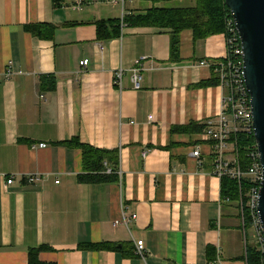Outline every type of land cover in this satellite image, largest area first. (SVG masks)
<instances>
[{
    "label": "crops",
    "instance_id": "0c3cea01",
    "mask_svg": "<svg viewBox=\"0 0 264 264\" xmlns=\"http://www.w3.org/2000/svg\"><path fill=\"white\" fill-rule=\"evenodd\" d=\"M192 3L0 0V264H27L40 245L50 248L39 259L54 264H245L256 240L240 204L221 196L203 128L174 131L216 120L225 87L198 84L218 72L223 33L182 30L176 60L168 29L122 24L119 36L96 38L99 21ZM35 24L53 26L52 38L25 29ZM69 141L116 150L120 180L80 183L82 150ZM122 213L136 217L125 225ZM96 243L114 249L84 247Z\"/></svg>",
    "mask_w": 264,
    "mask_h": 264
},
{
    "label": "trees",
    "instance_id": "16d2710c",
    "mask_svg": "<svg viewBox=\"0 0 264 264\" xmlns=\"http://www.w3.org/2000/svg\"><path fill=\"white\" fill-rule=\"evenodd\" d=\"M229 9L225 6L224 0H193L191 5L186 6H160L150 7L139 14H126L122 19H112L99 21L96 23V38L98 40H108L119 36L121 25L156 27L169 30V53L170 58H178L180 32L189 29L193 32L195 39H203L210 35L223 33L228 36L226 21L229 18ZM27 31L42 38H52L53 26L47 24H35L25 27ZM42 84L46 87L54 86L53 77H42ZM219 84L218 72L214 73L208 81H203L198 86ZM205 125L189 124L174 128V131H199ZM236 142V151L239 167L246 172L252 162L249 157L251 152L255 153L256 144L253 134L248 131H240L232 137ZM82 150L83 163L86 172L78 175L80 183H102L118 181L116 171L118 169V153L116 150L97 149L88 145H82L76 141H69ZM213 166V165H212ZM109 167L110 173L105 169ZM221 196L223 200L231 203L242 201V216L244 230H252L251 211L246 205V195L251 186L249 176L237 179L223 176L220 179ZM90 249H114L113 244L96 243L86 245ZM50 248L47 245H40L28 250L27 264H54L43 262L39 259L40 251ZM245 264H264V253L259 249L258 244L246 243L244 253Z\"/></svg>",
    "mask_w": 264,
    "mask_h": 264
},
{
    "label": "built area",
    "instance_id": "2783aa9c",
    "mask_svg": "<svg viewBox=\"0 0 264 264\" xmlns=\"http://www.w3.org/2000/svg\"><path fill=\"white\" fill-rule=\"evenodd\" d=\"M123 1V0H121ZM228 36L225 34L226 54L219 62L217 70L219 80L222 86L225 87V93L222 97L220 112L217 114L216 120H208L202 131V139L208 142L211 157H212V174L219 179L223 176H228L237 179L240 182L241 177L247 175L251 180V186L246 195V205L251 211L252 230L256 243L261 252L264 253V235L259 225V219L256 212L258 192L262 180V171L258 159L257 150L251 152L249 157L252 159L251 165L246 172H243L238 163L236 142L232 137L240 131H248L252 133V114L249 105V95L244 85L242 71V50L235 29L234 21L229 15L226 21ZM87 60L80 62L81 65H86ZM140 61H136L135 65H139ZM137 67L134 68L131 75V82L134 89L139 87L140 76L136 73ZM9 69H6V74L9 75ZM116 84H120L121 71H117L114 75ZM152 119V116H149ZM44 147L45 144L39 145ZM192 156L199 157L200 151L195 149L192 151ZM106 173H110L111 169L106 167ZM116 174L120 180L121 172L117 169ZM38 177L28 176V181L37 180ZM13 182L12 177L6 179V185ZM58 182V181H56ZM242 212V201H239ZM136 217L135 214L127 217L122 213L121 222L125 225L131 219ZM243 217V216H242ZM116 225V222L114 223ZM135 254L144 258L145 248L143 240L136 242Z\"/></svg>",
    "mask_w": 264,
    "mask_h": 264
},
{
    "label": "water",
    "instance_id": "95a60500",
    "mask_svg": "<svg viewBox=\"0 0 264 264\" xmlns=\"http://www.w3.org/2000/svg\"><path fill=\"white\" fill-rule=\"evenodd\" d=\"M224 4L234 21L242 50L251 128L262 171L256 212L264 235V0H224Z\"/></svg>",
    "mask_w": 264,
    "mask_h": 264
},
{
    "label": "rangeland",
    "instance_id": "374dc122",
    "mask_svg": "<svg viewBox=\"0 0 264 264\" xmlns=\"http://www.w3.org/2000/svg\"><path fill=\"white\" fill-rule=\"evenodd\" d=\"M247 238H248V241L249 242H254V234L252 233V231H251V229L248 231V236H247Z\"/></svg>",
    "mask_w": 264,
    "mask_h": 264
},
{
    "label": "bare ground",
    "instance_id": "6f19581e",
    "mask_svg": "<svg viewBox=\"0 0 264 264\" xmlns=\"http://www.w3.org/2000/svg\"><path fill=\"white\" fill-rule=\"evenodd\" d=\"M230 12V11H229Z\"/></svg>",
    "mask_w": 264,
    "mask_h": 264
}]
</instances>
